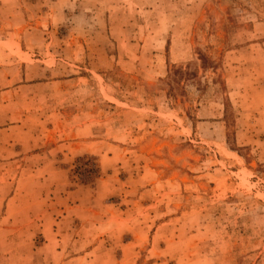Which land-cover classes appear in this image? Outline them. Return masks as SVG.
<instances>
[{
    "label": "rangeland",
    "instance_id": "374dc122",
    "mask_svg": "<svg viewBox=\"0 0 264 264\" xmlns=\"http://www.w3.org/2000/svg\"><path fill=\"white\" fill-rule=\"evenodd\" d=\"M0 264H264V0H0Z\"/></svg>",
    "mask_w": 264,
    "mask_h": 264
},
{
    "label": "trees",
    "instance_id": "16d2710c",
    "mask_svg": "<svg viewBox=\"0 0 264 264\" xmlns=\"http://www.w3.org/2000/svg\"><path fill=\"white\" fill-rule=\"evenodd\" d=\"M202 60H204V63H205L204 66H206L207 57L202 55ZM175 75L190 76V73L188 71L182 70V67H179V68L177 67L175 68Z\"/></svg>",
    "mask_w": 264,
    "mask_h": 264
}]
</instances>
